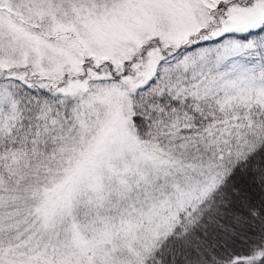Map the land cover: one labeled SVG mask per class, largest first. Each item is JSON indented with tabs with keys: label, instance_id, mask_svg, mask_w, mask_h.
<instances>
[{
	"label": "snow or ice",
	"instance_id": "1",
	"mask_svg": "<svg viewBox=\"0 0 264 264\" xmlns=\"http://www.w3.org/2000/svg\"><path fill=\"white\" fill-rule=\"evenodd\" d=\"M0 264H264V0H0Z\"/></svg>",
	"mask_w": 264,
	"mask_h": 264
}]
</instances>
